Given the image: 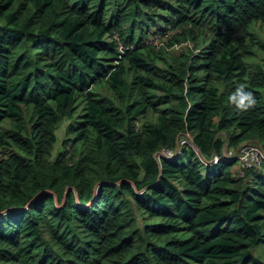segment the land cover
<instances>
[{"label": "trees", "instance_id": "trees-1", "mask_svg": "<svg viewBox=\"0 0 264 264\" xmlns=\"http://www.w3.org/2000/svg\"><path fill=\"white\" fill-rule=\"evenodd\" d=\"M262 30L264 0H0V264H264V163L212 162L264 149Z\"/></svg>", "mask_w": 264, "mask_h": 264}, {"label": "built area", "instance_id": "built-area-1", "mask_svg": "<svg viewBox=\"0 0 264 264\" xmlns=\"http://www.w3.org/2000/svg\"><path fill=\"white\" fill-rule=\"evenodd\" d=\"M183 146H191L196 149V145L194 144L191 135L181 138L179 145H177L174 149L163 148L157 153V157L161 158L163 156H174L180 152ZM219 159H226L229 161L236 160L239 162L242 168L262 165L264 163V149L259 141H245L237 147L226 148L223 154H216L212 162L215 163Z\"/></svg>", "mask_w": 264, "mask_h": 264}, {"label": "rangeland", "instance_id": "rangeland-1", "mask_svg": "<svg viewBox=\"0 0 264 264\" xmlns=\"http://www.w3.org/2000/svg\"><path fill=\"white\" fill-rule=\"evenodd\" d=\"M257 29H258V27H257ZM261 32H263L264 33V31L262 30ZM260 33V32H259ZM99 90H101V89H99Z\"/></svg>", "mask_w": 264, "mask_h": 264}, {"label": "clouds", "instance_id": "clouds-1", "mask_svg": "<svg viewBox=\"0 0 264 264\" xmlns=\"http://www.w3.org/2000/svg\"><path fill=\"white\" fill-rule=\"evenodd\" d=\"M192 136V135H191ZM172 149H174V148H172Z\"/></svg>", "mask_w": 264, "mask_h": 264}]
</instances>
